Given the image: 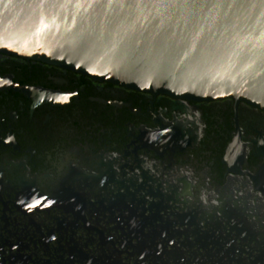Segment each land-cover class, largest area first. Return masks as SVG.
<instances>
[{
    "label": "flooded vegetation",
    "instance_id": "af4514ba",
    "mask_svg": "<svg viewBox=\"0 0 264 264\" xmlns=\"http://www.w3.org/2000/svg\"><path fill=\"white\" fill-rule=\"evenodd\" d=\"M263 166L264 112L245 103L0 54V264H264Z\"/></svg>",
    "mask_w": 264,
    "mask_h": 264
},
{
    "label": "water",
    "instance_id": "95a60500",
    "mask_svg": "<svg viewBox=\"0 0 264 264\" xmlns=\"http://www.w3.org/2000/svg\"><path fill=\"white\" fill-rule=\"evenodd\" d=\"M0 54L136 92L264 112V0H0ZM245 162L237 137L221 165L234 174Z\"/></svg>",
    "mask_w": 264,
    "mask_h": 264
}]
</instances>
